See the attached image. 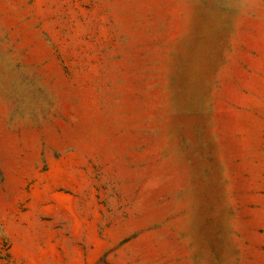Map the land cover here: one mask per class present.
<instances>
[{"label":"rangeland","instance_id":"obj_1","mask_svg":"<svg viewBox=\"0 0 264 264\" xmlns=\"http://www.w3.org/2000/svg\"><path fill=\"white\" fill-rule=\"evenodd\" d=\"M0 264H264V0H0Z\"/></svg>","mask_w":264,"mask_h":264}]
</instances>
